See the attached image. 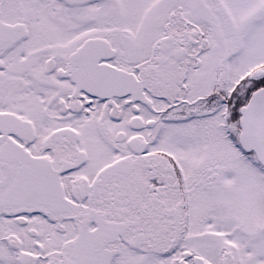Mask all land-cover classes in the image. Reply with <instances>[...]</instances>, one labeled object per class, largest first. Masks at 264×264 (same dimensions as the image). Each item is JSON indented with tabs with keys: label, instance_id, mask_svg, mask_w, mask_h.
Wrapping results in <instances>:
<instances>
[{
	"label": "snow or ice",
	"instance_id": "obj_1",
	"mask_svg": "<svg viewBox=\"0 0 264 264\" xmlns=\"http://www.w3.org/2000/svg\"><path fill=\"white\" fill-rule=\"evenodd\" d=\"M0 264H264V0H0Z\"/></svg>",
	"mask_w": 264,
	"mask_h": 264
}]
</instances>
